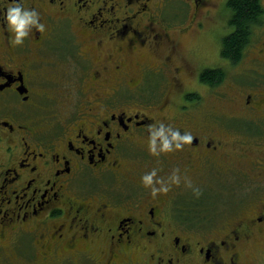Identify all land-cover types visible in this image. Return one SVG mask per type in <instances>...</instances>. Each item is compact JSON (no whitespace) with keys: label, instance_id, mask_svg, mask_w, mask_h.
<instances>
[{"label":"flooded vegetation","instance_id":"1","mask_svg":"<svg viewBox=\"0 0 264 264\" xmlns=\"http://www.w3.org/2000/svg\"><path fill=\"white\" fill-rule=\"evenodd\" d=\"M227 2L0 0V264H253L264 240V85L240 107L233 91L212 96L200 75L213 66L197 53ZM16 4L38 11L45 31L14 47L6 12ZM254 29L226 64L248 55L264 67V20ZM62 31L68 44H47ZM161 121L192 144L151 155L148 126ZM154 168L165 180L178 168L180 186L153 198L141 178ZM222 170L244 185L235 211L216 216L201 203L218 194Z\"/></svg>","mask_w":264,"mask_h":264},{"label":"rangeland","instance_id":"2","mask_svg":"<svg viewBox=\"0 0 264 264\" xmlns=\"http://www.w3.org/2000/svg\"><path fill=\"white\" fill-rule=\"evenodd\" d=\"M262 1L264 3V0ZM223 9L224 10L221 13L219 22L215 23L214 25L215 31L212 37H210V41L206 42L201 39L202 41H200V46L198 47L199 51L197 53L199 54V63L201 62L202 64L208 63L210 66L213 67L222 66L221 68L225 70L224 80H222L219 84L215 85V88L209 94L213 96L214 93L217 92L221 93V90L223 91L224 89L227 92L233 91L238 96V106L240 107L242 105L241 97L242 94L245 93L246 89H248L251 86H255L257 81H261L260 83L264 85V76H261L259 72L261 70L264 72V67H260V68L256 67L254 64L250 62L251 56L248 55L246 56V58H244L241 64L238 65L226 64L224 57H222L220 54L221 46H222L221 40L224 35L232 31V27L228 24V20L232 12L229 9V7L227 8L226 4L223 7ZM259 31L260 32L258 34L253 36L258 37L261 34V29H259ZM51 38L52 39L47 42L48 45L63 46L68 44L67 41L69 39V36L65 31H62L56 33L55 35H52ZM202 55H207L208 58L206 59L202 57ZM204 96H205L204 99H206V101L204 100L205 103H207V100H211L207 92H204ZM224 100H225L224 102H226V100H228L227 97ZM53 107H55V105ZM44 112H46V110ZM239 166H241L240 161H239ZM211 184H213V187L214 186L217 187L213 189L218 194L210 195L211 192L206 194L205 197H207V200L203 201L201 203V206L207 205L208 203L216 204L217 205L215 209L216 216L218 213H220L221 215L228 213L226 212V210L228 209V205H231V207L229 208L231 209L232 212H234L236 209L235 205L241 201V189H239V187L243 186L244 182L242 184L239 178L234 177V175H232L231 172L227 170H222L212 180ZM243 194L246 195L245 191H243ZM217 198L220 201L218 203H215L214 201ZM206 212L207 211L204 210V213ZM258 247L252 249V252L249 255V259L253 260L251 259V255H252L253 257L257 258L252 262L253 264H264V240L260 241Z\"/></svg>","mask_w":264,"mask_h":264},{"label":"clouds","instance_id":"3","mask_svg":"<svg viewBox=\"0 0 264 264\" xmlns=\"http://www.w3.org/2000/svg\"><path fill=\"white\" fill-rule=\"evenodd\" d=\"M6 22L8 30L14 34V39L10 43L14 46H23L25 39L29 33L35 28L38 32L45 31V25L40 23V14L36 10L24 9L20 4L10 6L6 12ZM149 152L153 156H159L161 153H169L172 151H182L185 145L193 142V136L190 132L181 135L180 131L174 129L171 125H165L164 122L156 125H149ZM179 169H175L172 174L165 180L157 176V169L142 176V185L145 189H150L151 196L156 198L159 194H167L171 191V186L177 187L181 184V176ZM183 183L186 188L192 189L193 194L199 198L202 195L200 189L195 187L191 179L187 176L183 177Z\"/></svg>","mask_w":264,"mask_h":264},{"label":"trees","instance_id":"4","mask_svg":"<svg viewBox=\"0 0 264 264\" xmlns=\"http://www.w3.org/2000/svg\"><path fill=\"white\" fill-rule=\"evenodd\" d=\"M228 7L232 12L228 20L232 31L222 37L220 54L236 63L250 43L254 28L264 20V3L262 0H228ZM224 71L221 67H209L201 73L200 79L217 85L224 79Z\"/></svg>","mask_w":264,"mask_h":264}]
</instances>
